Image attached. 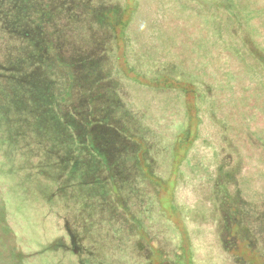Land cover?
<instances>
[{
  "label": "trees",
  "instance_id": "16d2710c",
  "mask_svg": "<svg viewBox=\"0 0 264 264\" xmlns=\"http://www.w3.org/2000/svg\"><path fill=\"white\" fill-rule=\"evenodd\" d=\"M198 1L207 10L216 8L217 13L230 20L234 34L257 52L253 55L264 68V34L259 33L253 22L257 15H264V7H256L250 0ZM139 7V0H0V55L9 56V53L22 51L25 61H28L24 63V68L28 64L32 66L26 84L31 88H42L27 92L29 98H25L26 91L22 90L25 84L17 83L18 73H10L11 70L4 73L0 66V101L5 99L10 106L13 100V106L7 109V116L0 110V121L8 123L7 130L0 128L5 135L0 137V162L5 160L6 163H0V180L5 187L4 180L8 185L16 183V189L23 190L22 197L27 200L23 207H15L12 212L20 217L24 225L21 234L29 236L31 246L36 248L34 258L38 263L53 264V258L47 252L61 246L51 249L49 237L43 236L48 230L40 222L50 203L46 192L53 182L58 181L47 177L49 163L41 162L39 158L34 160L35 154H39L38 148H41L40 154H53L56 147H60V154L73 156L67 158L70 163L62 166V169L68 167V172L62 173L63 182L59 181L60 186L56 189L63 209L68 210L72 206L76 216L88 217V264H137V258L133 257L131 262L124 259L121 250L118 253L119 249L109 248L110 238L116 239L114 234L107 232L99 236V228L104 231L105 222L102 221L110 214L117 219L118 210L122 214L121 221L128 228L132 224L141 229L138 216H144L158 227L157 232H165L164 242L170 243L169 250L153 241L151 243L150 235L136 242L137 249L151 243L154 263L254 264L256 260L245 257V251L241 254L236 251L242 248L241 245H245L255 258L264 261V220L253 224L244 218L242 192L237 187L238 171L243 165L253 161L263 166L264 158L261 154H250L247 160L244 154H231L234 156L231 160L230 154L219 153L221 163L215 166V171L201 164V168H190L191 172L175 167V173L171 174L172 162H180L174 159L170 163L172 148L182 145L186 147L187 155L195 135L189 136L186 129L199 119L192 116L188 105L183 107L185 113L179 119L176 132H172L168 124L161 123L172 111L169 110L171 99L167 97L170 94L166 93L176 91L177 97L183 99L186 95L194 98L205 95V112L214 121L213 127L221 123L230 131L236 129L231 120L240 115L232 116V119H222L217 115L223 114L224 110L219 105L225 104L235 108L234 114L237 110L243 113V105L249 101L248 98L235 96L233 83L238 77L224 69L228 61L215 50L217 38L222 37V26L216 17L203 15L199 19V27L193 30L200 28L204 34L209 30L213 33L208 46H204V60L199 63L189 59V62H184L178 57L170 60L166 56L167 51L161 57L148 53L149 48L137 47L136 50L131 46L128 27L133 24ZM175 8L181 15L179 17L186 15L185 7ZM163 43L161 40L158 47L164 51ZM120 49L121 55L118 53ZM113 51L114 67L104 56ZM195 51L193 48L187 53L193 55L197 53ZM121 58L123 66L118 63ZM1 75H7L9 79L4 81ZM8 88L13 93L8 92ZM142 89L159 91L162 97L157 105L161 113L146 110L149 109L146 103L150 98L145 101L135 98L133 92L136 94ZM255 102L252 105H257L259 99H254ZM29 103H37L35 113L28 112L26 104ZM65 103L68 106L63 108ZM251 108L254 111L247 118L250 124L256 122L261 110L264 117L263 106ZM241 117L245 118L244 115ZM40 121L48 124L39 126ZM21 127L24 128L20 130ZM248 129L258 142H264V134L259 128L253 131L248 126ZM26 132L33 135L30 140L25 136ZM111 133L116 136L118 145L109 138ZM232 135H219V139L225 140L227 146L229 140L232 142ZM201 149L207 151V147ZM135 151L137 154H134ZM120 153L122 155L118 160L114 159L113 154ZM185 157L188 160V156ZM8 162L13 164L12 171L5 169ZM230 166H234L235 170H229ZM34 167L40 172L38 175H35ZM15 176L17 182L14 181ZM43 177H47V183ZM66 177L75 182L71 198L66 193ZM152 178L171 180L173 188L160 191ZM28 180L29 186L24 187V181ZM149 185L157 192L151 191ZM258 189H263V196L255 198L252 204L259 203L258 211L263 214L264 185ZM161 192L171 194L169 198L174 203L172 210L175 214L181 217V210L187 212L186 221L181 217L183 229L180 233L175 225L163 223L165 217L163 212H158L155 196ZM146 197L149 200L140 207ZM229 203L232 204L230 209L227 208ZM190 222L197 233L195 238L188 234L187 224ZM83 231L87 233L85 228ZM67 232L69 237L77 238L74 233ZM238 234H246L243 243L238 241L237 244ZM69 252L81 256L75 243Z\"/></svg>",
  "mask_w": 264,
  "mask_h": 264
},
{
  "label": "rangeland",
  "instance_id": "374dc122",
  "mask_svg": "<svg viewBox=\"0 0 264 264\" xmlns=\"http://www.w3.org/2000/svg\"><path fill=\"white\" fill-rule=\"evenodd\" d=\"M250 1L255 4L254 6L256 7H258V5L264 7V0ZM139 5L140 7L135 12L133 24L128 27L130 34L129 41L131 46L136 50L137 47H145L146 50L149 48L150 50L148 53H155L156 56L161 57L163 54H165V51H167L166 56H168L170 60H175L178 57L184 62L192 61L193 63H199L203 61L204 55H202V53L204 46H208L210 43L209 40L213 33L209 30L204 34L201 32L200 28L196 31L193 29L199 27L198 22L200 17L203 18V15L216 17L219 21V24L222 26V37L217 38L215 50L219 52L222 58H226L228 61V65L226 64L224 69L226 71L229 70L238 77V79L233 83L232 91L235 96L239 99H249V101H246V103L243 105V113L237 110V112L234 114L235 108L231 104L219 105V108L224 110L223 114L217 113L219 118L227 119L229 117L232 119L233 117L240 115V117H236L231 120L234 122L236 129L230 131L229 128L225 127L221 123H216L213 127L214 121H211L209 119V115L205 112L207 111L205 95H200L198 98L186 95L183 99L181 97H177L176 91L171 93L167 92V95L170 94V96L167 97L171 99L169 103L171 107L169 110L171 109L172 111L171 114L165 118L166 120H161V123L168 124L169 129L172 132H176V130L179 128V119L181 120L182 114L185 113L183 107L187 108L188 105L192 116L199 119L198 122H195L192 126H188L186 129V131L189 132V136L191 134L195 135V138H193L194 142L189 145L187 155L185 154L186 147H183L182 145L174 146L172 148L173 152L170 154V157L172 158L170 163L174 159H178L180 162L177 160L176 162H172L173 168L170 167V173H175V167L191 172L190 168L195 169L196 166H198L197 168H201V164H204L212 171H215V166H218L221 163L220 154H230L229 158L231 160L234 158V156L231 154H244L247 160L250 154H261V156L264 158V142H258L257 138L253 137L252 132L248 129V126L250 129L252 128L253 131L256 130V128H259V131L264 134V117L261 114L263 110L257 114L256 122L252 123L253 125L248 122L250 119L247 121V118L252 116V112L254 111L251 107H258L261 105L264 108V68L262 67L261 62L257 60L258 58L253 55L257 52H254L253 49L248 48V46H246L243 41L234 34L232 29L233 25L230 20L225 19L219 14V12L217 13L216 8L213 10H207L205 5L202 6L198 0H139ZM178 6H182L187 9L186 15H184L183 18L179 17L181 15L175 10V7ZM213 13L215 15H213ZM253 22L259 29V33L264 34V15H257ZM161 40L164 42L162 44L164 51L163 49H161V51L160 47H158V43ZM145 44H148L149 47L148 45L144 46ZM193 48L197 53L189 55L188 53L191 52ZM118 53L121 55L122 49H120ZM112 55H114V51L104 56L108 57V64H112V67H114V63H116V61ZM122 61L123 58L118 61L121 66L124 65ZM24 63H28V61H25V56L22 51L17 50V52H12L11 54L9 53V56L6 54L0 55V66L3 68L2 70L4 73H9V70H11L10 73L17 72V83L19 85H22L21 83L25 84L23 85L22 90L26 91V93H24V97L29 98L27 96V92H31L32 90L36 92L42 88H31L28 84H26V81L29 79L32 66L28 64V67L24 68ZM10 66L12 69H9ZM16 66L20 67L17 68L19 71L16 70ZM218 73L220 72L218 71ZM218 73L216 72V75ZM2 79L6 81L9 79V77L7 75H3ZM6 90L10 93H13L9 88ZM138 91L139 92L136 94L133 92V95H135V98L138 99V101H145L150 98L146 103L148 104L149 109L144 107L147 111L151 113H161L158 111L159 107L157 105L160 97H162L159 91H148L146 89ZM254 99H259L257 105H252L256 104V102L254 103ZM12 102L13 100L10 101V106H13ZM151 103H153L152 106ZM0 104L2 105L0 110L3 111L7 116V109L10 107L8 106L7 100L2 99ZM66 106H68L67 103L63 105V108ZM26 108H29L28 112L31 111L32 113H35V110L38 109V106L37 103H29L26 104ZM242 115H244L245 118L241 117ZM193 122L194 120L192 119V123ZM47 124V122L43 123L40 121L37 125L46 126ZM7 125V122L0 121V128H2L3 131L7 130ZM183 127L184 126L181 128ZM22 128L24 127H21L20 130H22ZM2 134L3 133L0 132V137H5V135ZM231 134H233L232 138H230L232 139V142L229 140V143L226 146L225 140H220L219 135L231 137ZM25 136H27L29 140L33 137L30 132H26ZM108 136L109 138L115 140L118 145V140L114 134L111 133L108 134ZM180 136H182V133ZM0 140H2V138H0ZM204 147H207V151H202L201 148ZM198 148H200V150ZM38 152L39 154H35L36 159L34 161L39 158V160L42 159L41 162L49 163V169H47L46 175L47 177L55 178L56 181H58L53 182L46 192V199L47 201H50V203H48L44 214V219L42 218L40 223H42V225H44L48 230V233H44L43 236L49 237L50 244H52L51 249H56L57 245H60L62 248L60 247V249L49 251L47 254H49L50 258H53V264H88V255L86 256V250L88 246V217L81 218L76 216L72 206L69 207L68 210L63 209L61 207L60 198L58 197L56 189L57 186L58 188L60 186L59 181L63 182L62 173L65 171L68 172V167L62 169V166L70 163L67 158L69 156H73V154H60V147H56L53 154H40L41 148H38ZM134 154H137V152L135 151ZM183 154L185 155L183 158H181L180 156ZM121 155V153L113 154V157L114 159L118 160L119 156ZM24 156L26 157L27 155ZM185 156H188V160ZM262 157L261 161L263 160ZM0 163L6 164L5 160H2ZM12 166L13 164L8 162V165H6L5 169L12 171ZM222 167L223 165L221 168ZM34 169L36 171V174H34L38 175L40 172L36 167H34ZM229 170H235V167L230 166ZM263 172L264 165L262 166L261 163L260 165H257L255 162L251 161L246 165H243V168L238 171L237 175L239 180V186L237 187H240L242 192L241 207L243 208V216L246 220L253 224H256V221L260 223V220H264V209L263 214H261L257 208L259 203L252 204L255 198H262L263 196V189H258L259 186L264 185ZM47 177H43V180L46 183ZM67 177L65 178V182L67 183L66 193L68 194V197L71 198L75 182H73L72 179L67 180ZM14 181L17 182L16 176ZM152 181L157 185V189L163 192L166 191V189H172L174 185L173 181L167 180L165 178L162 180H156L152 178ZM2 182L3 181L0 180V264H40L34 258L36 256V252L34 251L36 248L33 245L31 246V240L28 238L29 236L26 237L21 234L23 232L24 225L20 217L12 213L14 209H16L15 207H23V205L27 203V200L23 199L22 197L23 190L16 189V183H11L8 185L4 180V183L7 186L5 187ZM214 182H216V180H214ZM23 186L28 187L29 180L24 181ZM148 187L151 189V191H155V189L152 190L151 185ZM163 192L155 195L158 199V212H163L162 214H164L165 221L163 220V223H171L175 225L177 227V232L180 233V231L183 229L181 217L186 221L187 212L185 210H181V217L175 214V212L172 210L174 203L169 198L171 194H168L167 192L165 195ZM148 200L147 197L142 199V202L139 204V206L142 207L141 204L143 203V205H145ZM239 200L240 199H238L237 202H239ZM230 206L232 208V204L229 203L227 208L230 209ZM40 207L42 208L41 205ZM24 209L26 210V208ZM116 216L117 219H115L114 214H110V218L107 217L104 219L105 221H102L105 222L104 231L102 228H99V236L102 237L107 234V232L114 234L116 239L113 240V238H110L111 247L109 248L112 249V247H114L119 249L118 253L121 250L120 254H122L124 259L132 262L134 260L133 257H135L137 258V264H153L154 259L152 260L151 258L155 257L152 253V241L153 243L164 247L165 250L170 249V243L164 242L165 236L163 237V235H165V232L163 231L162 233L161 230L157 232L156 229L158 227L153 224V221L150 218L148 219L144 216H138L141 219L140 221L142 227L139 229L138 226L132 224V227L128 228V225L125 224L124 221H121L120 218L122 214L119 210L116 213ZM84 228L87 230V233L83 231ZM187 229H189V236L191 238H195L197 233L191 222L187 224ZM202 230L208 232L207 229L203 228ZM67 231H69V233H74V236H76L78 239L74 238L73 236L69 237ZM216 231L217 233L221 234V232H218V229H216ZM226 233L227 232H222V234ZM147 235H150L149 239L151 240L149 246L145 245L143 248L137 249L136 242L143 240V238ZM243 235L244 236L241 234L236 235L237 244L239 243L238 241L243 243L242 240L247 238L245 237L246 234ZM74 243L78 245L81 251V256H74L71 254V252H69ZM116 243L121 245L122 248L120 249ZM241 247L242 248L239 247L236 250L239 254H241L242 251H245V257H253L254 260H256L254 264H264V261L258 260V257L255 258L254 254L251 255L250 251L246 249L245 245H241ZM154 264H157V262Z\"/></svg>",
  "mask_w": 264,
  "mask_h": 264
}]
</instances>
